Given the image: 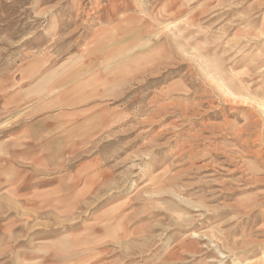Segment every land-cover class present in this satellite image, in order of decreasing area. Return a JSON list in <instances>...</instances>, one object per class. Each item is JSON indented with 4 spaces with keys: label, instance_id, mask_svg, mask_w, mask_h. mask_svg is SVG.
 I'll return each instance as SVG.
<instances>
[{
    "label": "rangeland",
    "instance_id": "1",
    "mask_svg": "<svg viewBox=\"0 0 264 264\" xmlns=\"http://www.w3.org/2000/svg\"><path fill=\"white\" fill-rule=\"evenodd\" d=\"M89 57L104 180L56 213L0 199V264H264V0H0V140L15 77Z\"/></svg>",
    "mask_w": 264,
    "mask_h": 264
},
{
    "label": "crops",
    "instance_id": "2",
    "mask_svg": "<svg viewBox=\"0 0 264 264\" xmlns=\"http://www.w3.org/2000/svg\"><path fill=\"white\" fill-rule=\"evenodd\" d=\"M61 65L56 72L15 77L20 88L5 95L9 107L20 110V121L0 140V199L8 210L71 209L104 180L98 163L106 159L97 149L84 151L101 146L108 130L110 79L98 58H83L63 72ZM3 224L12 225V219ZM7 237L12 241V234ZM49 254L56 264V252Z\"/></svg>",
    "mask_w": 264,
    "mask_h": 264
},
{
    "label": "bare ground",
    "instance_id": "3",
    "mask_svg": "<svg viewBox=\"0 0 264 264\" xmlns=\"http://www.w3.org/2000/svg\"><path fill=\"white\" fill-rule=\"evenodd\" d=\"M145 52H147V50H146ZM145 52H144V53H145ZM138 53H139V52H138ZM144 53H143V54H144ZM147 53H149V52H147ZM135 54H136V53H135ZM143 54L139 53V55H143ZM132 56H133V54H132ZM151 56H152V55H151ZM146 57H147V56H146ZM125 58H126V57H125ZM125 58H124V59H125ZM131 58H132V57H131ZM133 59H134V58H133ZM137 60H138V59H137ZM140 62L142 63V61H140ZM129 64H130V63H129ZM125 65H127V63H126ZM125 65H124L121 69H120V67H119L120 70H118V71H120V72L122 71L123 74L128 73V69H127V67H126ZM128 66H129V65H128ZM137 66H138V65H137ZM137 66H136V67H137ZM137 68H138V67H137ZM139 69H140V68H139ZM139 69H138V70H139ZM118 71H117V72H118ZM130 71H131V70H130ZM114 73H115V72H114ZM262 259H263V258H262ZM263 262H264V261H263Z\"/></svg>",
    "mask_w": 264,
    "mask_h": 264
}]
</instances>
